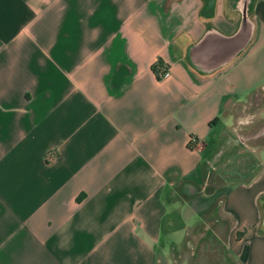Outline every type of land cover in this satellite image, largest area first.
<instances>
[{
    "label": "crops",
    "instance_id": "obj_1",
    "mask_svg": "<svg viewBox=\"0 0 264 264\" xmlns=\"http://www.w3.org/2000/svg\"><path fill=\"white\" fill-rule=\"evenodd\" d=\"M263 92L264 0H0V264H264Z\"/></svg>",
    "mask_w": 264,
    "mask_h": 264
},
{
    "label": "rangeland",
    "instance_id": "obj_2",
    "mask_svg": "<svg viewBox=\"0 0 264 264\" xmlns=\"http://www.w3.org/2000/svg\"><path fill=\"white\" fill-rule=\"evenodd\" d=\"M165 68V67H164ZM264 95V92H263ZM252 120H254V117H251ZM251 120V121H252ZM247 122H250V119H247ZM248 125L245 124L244 127ZM243 126H241L242 128ZM238 131V130H237ZM238 133V132H237ZM239 137H242L240 133H238ZM210 247L208 248L211 253L204 252L202 249V245H197L194 256L191 258V264H238L233 258L228 257L224 254H221L217 250L220 251L221 248H223V244L218 241H214L213 239L210 241ZM202 249V250H201Z\"/></svg>",
    "mask_w": 264,
    "mask_h": 264
},
{
    "label": "trees",
    "instance_id": "obj_3",
    "mask_svg": "<svg viewBox=\"0 0 264 264\" xmlns=\"http://www.w3.org/2000/svg\"><path fill=\"white\" fill-rule=\"evenodd\" d=\"M151 70L158 80L162 79L167 72L164 70L162 60H158V62L152 66Z\"/></svg>",
    "mask_w": 264,
    "mask_h": 264
},
{
    "label": "built area",
    "instance_id": "obj_4",
    "mask_svg": "<svg viewBox=\"0 0 264 264\" xmlns=\"http://www.w3.org/2000/svg\"><path fill=\"white\" fill-rule=\"evenodd\" d=\"M164 70L167 71L166 68H164ZM166 73H167V72H166ZM196 142H197V139H196L194 136H191L190 139H189V143H190V144H195Z\"/></svg>",
    "mask_w": 264,
    "mask_h": 264
},
{
    "label": "flooded vegetation",
    "instance_id": "obj_5",
    "mask_svg": "<svg viewBox=\"0 0 264 264\" xmlns=\"http://www.w3.org/2000/svg\"><path fill=\"white\" fill-rule=\"evenodd\" d=\"M242 3L244 4V1H243ZM242 3H241V4H242Z\"/></svg>",
    "mask_w": 264,
    "mask_h": 264
}]
</instances>
